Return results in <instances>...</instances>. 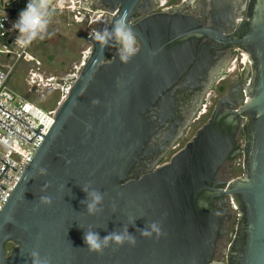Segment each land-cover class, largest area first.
I'll return each instance as SVG.
<instances>
[{"label":"water","instance_id":"obj_1","mask_svg":"<svg viewBox=\"0 0 264 264\" xmlns=\"http://www.w3.org/2000/svg\"><path fill=\"white\" fill-rule=\"evenodd\" d=\"M146 1L98 0L114 13L106 27L127 14L138 52L123 64L115 48L102 50L87 36L89 53L0 211V264H32L33 250L50 264H210L224 233L216 210L230 201L236 222L225 264H264V0H249L245 17L229 33L221 21L206 26L203 18L179 13L136 20ZM228 47L249 60L234 102L228 107L232 91L221 96L167 162L149 173L137 169L149 156L156 115L168 109L167 91L186 74L184 86L200 87L214 72L218 51ZM239 131L243 146L233 151ZM236 154H242V175L218 181ZM87 186L105 194L103 210L94 216L81 204ZM42 195L52 199L50 206L40 203ZM152 221L160 222L163 235L141 237L136 229ZM124 225L136 237L134 247L112 245L102 254L87 249L89 227L103 238Z\"/></svg>","mask_w":264,"mask_h":264},{"label":"flooded vegetation","instance_id":"obj_2","mask_svg":"<svg viewBox=\"0 0 264 264\" xmlns=\"http://www.w3.org/2000/svg\"><path fill=\"white\" fill-rule=\"evenodd\" d=\"M249 0H147L142 2L143 9L136 12L135 19H141L152 13H179L193 16L199 20L202 18L206 26H212L213 20L221 21L225 33L234 31L239 21L245 17ZM229 22V27L227 25ZM234 26V27H233ZM214 45L208 40H204ZM245 54L236 47H228L218 51L215 61V70L212 75L202 81V85L196 89L184 86L188 82L186 74L180 81L172 86L167 92L171 97L166 98L168 109L161 116L156 115V123L153 126L155 134L148 147L149 156L145 157L137 166V169L146 168L144 173L151 172L165 161L167 154L178 151L179 141L183 139L191 126L197 123L202 116L209 112L211 100H218L221 96L232 91L231 102L238 95L239 86L245 79L248 66ZM244 58V59H243ZM237 64L241 65L240 70ZM234 75L230 81L229 76ZM220 94V95H217ZM216 104V103H215ZM160 112L159 108L156 113ZM165 121L164 123L161 121ZM243 134L239 131L235 137L233 151L242 148ZM173 152V154L175 153ZM242 154L230 157L226 165L218 173V181H228L233 177L235 171L241 168ZM142 172V171H141ZM225 198L222 199V202ZM220 215V229L224 233L220 236L217 244L216 254L210 264H219L225 260V246L231 239L236 222L235 212L229 203H222L220 209L216 210Z\"/></svg>","mask_w":264,"mask_h":264},{"label":"built area","instance_id":"obj_3","mask_svg":"<svg viewBox=\"0 0 264 264\" xmlns=\"http://www.w3.org/2000/svg\"><path fill=\"white\" fill-rule=\"evenodd\" d=\"M27 3L28 0H0V211L54 123L55 108L44 111L21 99L8 86L20 62L39 66V62L29 52L34 43L27 49L14 45L19 32L13 31L12 25ZM56 14L58 18L85 24L89 33L106 27L114 15L98 6V0H63V6L56 9ZM95 24L98 26L93 28ZM245 60L249 64L247 55ZM70 86H67L64 95ZM242 93L244 96L243 90ZM229 204L236 215V207L231 201ZM219 264H225V260Z\"/></svg>","mask_w":264,"mask_h":264},{"label":"clouds","instance_id":"obj_4","mask_svg":"<svg viewBox=\"0 0 264 264\" xmlns=\"http://www.w3.org/2000/svg\"><path fill=\"white\" fill-rule=\"evenodd\" d=\"M62 6L63 0H28L26 7L20 11L18 20L12 25V30L19 32L14 45L20 49H27L38 40L51 39L55 33L50 32L49 27L52 24L56 9ZM89 37L102 50L108 47L115 48L117 50L116 56L123 64L129 63L138 52L137 34L130 26L127 14L115 20L111 28L104 27L90 32ZM98 103V100H93V104ZM40 174L46 176L47 169L40 168ZM48 186L46 185L45 188ZM82 189L86 193L87 199L81 201V204L86 206L87 214L94 216L101 212L105 194L90 186ZM40 203L50 206L52 199L47 195H42ZM113 208L115 209V205ZM132 226H135V221L132 222ZM128 227V225H124L122 229L110 232L103 238L89 227L83 237L87 249L90 252L102 254L106 248L112 245L122 247L128 244L134 247L137 240L134 235L129 233ZM136 231L141 237L149 239L152 238L153 234H156L157 237L163 235L162 226L158 221L148 222L143 229L137 228ZM29 256L32 264H50V258L41 257L36 250L31 251Z\"/></svg>","mask_w":264,"mask_h":264},{"label":"rangeland","instance_id":"obj_5","mask_svg":"<svg viewBox=\"0 0 264 264\" xmlns=\"http://www.w3.org/2000/svg\"><path fill=\"white\" fill-rule=\"evenodd\" d=\"M56 15L58 14L55 13L49 27V31L55 33L52 38L34 42L29 50L39 62V66L20 62L8 81L9 88L21 99L33 103L44 111L56 108L67 86L71 85L77 76L90 49V44L86 41L89 30L85 24L58 18ZM97 26L98 24H95L93 28ZM237 67L239 70L242 68L239 64ZM233 78L234 75H231L228 80ZM216 101L217 99L211 100L209 112L191 126L179 141L177 149H181L194 136L196 130L209 117ZM173 152L175 150L167 154L165 161L169 160ZM241 175L242 168H239L233 178ZM10 247L11 244L8 245V248Z\"/></svg>","mask_w":264,"mask_h":264}]
</instances>
